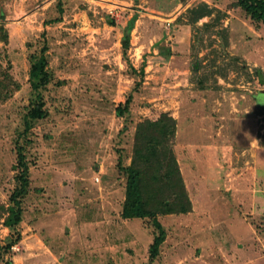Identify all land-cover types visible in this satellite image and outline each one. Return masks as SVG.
Returning a JSON list of instances; mask_svg holds the SVG:
<instances>
[{"label": "rangeland", "instance_id": "374dc122", "mask_svg": "<svg viewBox=\"0 0 264 264\" xmlns=\"http://www.w3.org/2000/svg\"><path fill=\"white\" fill-rule=\"evenodd\" d=\"M261 90L237 0H0V264H264ZM127 166L153 216L123 213Z\"/></svg>", "mask_w": 264, "mask_h": 264}, {"label": "trees", "instance_id": "16d2710c", "mask_svg": "<svg viewBox=\"0 0 264 264\" xmlns=\"http://www.w3.org/2000/svg\"><path fill=\"white\" fill-rule=\"evenodd\" d=\"M58 10L59 12L62 11V8L60 7V2H58ZM237 5H239L246 14L249 15V17L253 20L260 21L264 23V0H237ZM59 21V18L51 19V22H57ZM134 17L131 18L128 21V25L123 28V35L121 38V46L123 49V53L127 51L129 48V33L130 30L133 28L134 24ZM45 46L42 47L41 54L36 62H34L31 65L30 71H29V79H30V85L31 88L35 91L36 95V101L37 106L32 109V111L29 113L28 116L32 118H41L44 115V112L41 111L40 106L43 105V98L42 94L40 93V89L48 82V79L46 76L43 77V74H45L46 66H47V60L44 55ZM129 101H126V103ZM118 114H121L120 110L118 111ZM153 124H151L152 126ZM155 125V124H154ZM19 163L22 165V174L20 175V186L17 188L16 193H13L12 196L18 194L23 195L26 193V189L28 186V178H27V165L23 161V155L22 152L18 153L17 155ZM124 172L127 175V192H126V201L125 206L123 209V213L126 217H147V216H153L154 214L150 211H148L144 205L146 203L143 201V195L140 188L139 178L140 173L137 170V168L133 166H127L124 167ZM17 197V196H16ZM13 197L14 204L16 206V209L12 211V220H8L7 223H16L20 219V213H21V206L19 200ZM159 234L153 239L152 245L150 248L149 255L151 258L155 257L158 250V245L162 242L164 238V231L161 228L160 224L156 221Z\"/></svg>", "mask_w": 264, "mask_h": 264}, {"label": "water", "instance_id": "95a60500", "mask_svg": "<svg viewBox=\"0 0 264 264\" xmlns=\"http://www.w3.org/2000/svg\"><path fill=\"white\" fill-rule=\"evenodd\" d=\"M264 97V90L259 91L258 98Z\"/></svg>", "mask_w": 264, "mask_h": 264}]
</instances>
